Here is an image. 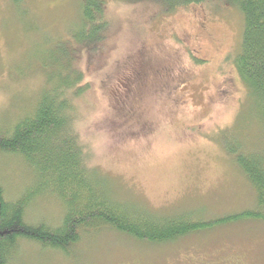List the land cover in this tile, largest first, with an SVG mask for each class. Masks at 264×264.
Segmentation results:
<instances>
[{
  "label": "rangeland",
  "instance_id": "1",
  "mask_svg": "<svg viewBox=\"0 0 264 264\" xmlns=\"http://www.w3.org/2000/svg\"><path fill=\"white\" fill-rule=\"evenodd\" d=\"M88 1L0 0V132L40 93L47 71L34 60L38 48L65 41ZM101 1L106 30L74 56L86 87L72 97L74 124L88 165L107 178L116 199L155 213L215 222L255 210L253 189L229 154L237 146L264 148L233 65L239 12L225 0L170 13L150 1ZM32 179L20 158L0 153L6 199ZM61 214L50 198L27 211L31 221L55 223ZM19 254L17 264H264V221L228 222L156 246L103 230L70 257L34 243Z\"/></svg>",
  "mask_w": 264,
  "mask_h": 264
},
{
  "label": "trees",
  "instance_id": "2",
  "mask_svg": "<svg viewBox=\"0 0 264 264\" xmlns=\"http://www.w3.org/2000/svg\"><path fill=\"white\" fill-rule=\"evenodd\" d=\"M142 1L154 2L167 13L207 2ZM225 1L242 18L240 51L233 65L254 105L253 116L264 139V0ZM12 2L17 6L21 0ZM101 3L89 0L82 6V19L78 18L80 23L68 34L70 44L67 35L65 41L38 48L34 60L43 73L47 71L40 93L21 118L0 132V153L20 158L33 178L14 200L6 199L0 188V264H15L25 243L70 257L83 240L93 239L103 230L156 246L228 222L264 221V148L260 152L243 151L240 146L229 150L253 189L256 209L215 222L201 221L191 212L160 214L133 201H120L107 178L88 165L74 124L72 97L86 89L74 56L77 46L88 50L87 41L97 42L98 32L106 30ZM44 198L52 199L62 210L55 223L27 217L33 202Z\"/></svg>",
  "mask_w": 264,
  "mask_h": 264
}]
</instances>
